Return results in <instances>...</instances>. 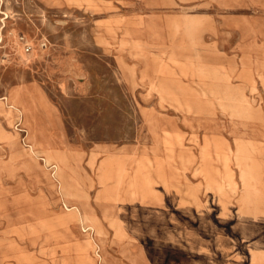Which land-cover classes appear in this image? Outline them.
I'll return each instance as SVG.
<instances>
[{"label": "rangeland", "instance_id": "rangeland-1", "mask_svg": "<svg viewBox=\"0 0 264 264\" xmlns=\"http://www.w3.org/2000/svg\"><path fill=\"white\" fill-rule=\"evenodd\" d=\"M0 99V264H264V1L0 0Z\"/></svg>", "mask_w": 264, "mask_h": 264}, {"label": "built area", "instance_id": "built-area-1", "mask_svg": "<svg viewBox=\"0 0 264 264\" xmlns=\"http://www.w3.org/2000/svg\"><path fill=\"white\" fill-rule=\"evenodd\" d=\"M27 45V51H29L31 48H32V46L30 45V44H28V43H26ZM46 45V43H44V46Z\"/></svg>", "mask_w": 264, "mask_h": 264}, {"label": "crops", "instance_id": "crops-1", "mask_svg": "<svg viewBox=\"0 0 264 264\" xmlns=\"http://www.w3.org/2000/svg\"><path fill=\"white\" fill-rule=\"evenodd\" d=\"M253 1H264V0H253ZM2 98H3V97H2ZM0 100H1V99H0ZM10 110H11V111H16L15 109H11V108H10ZM16 112H17V111H16ZM17 114H18V112H17Z\"/></svg>", "mask_w": 264, "mask_h": 264}]
</instances>
